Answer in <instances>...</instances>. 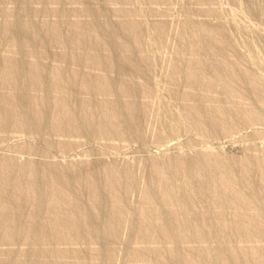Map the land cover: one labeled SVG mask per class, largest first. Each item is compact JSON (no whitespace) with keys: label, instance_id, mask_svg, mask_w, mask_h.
<instances>
[{"label":"rangeland","instance_id":"rangeland-1","mask_svg":"<svg viewBox=\"0 0 264 264\" xmlns=\"http://www.w3.org/2000/svg\"><path fill=\"white\" fill-rule=\"evenodd\" d=\"M0 264H264V0H0Z\"/></svg>","mask_w":264,"mask_h":264}]
</instances>
